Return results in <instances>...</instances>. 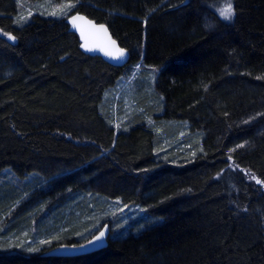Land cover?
Masks as SVG:
<instances>
[{
    "label": "trees",
    "instance_id": "trees-1",
    "mask_svg": "<svg viewBox=\"0 0 264 264\" xmlns=\"http://www.w3.org/2000/svg\"><path fill=\"white\" fill-rule=\"evenodd\" d=\"M55 1L75 7L21 22L0 0V173L16 178L0 190V264H264V0H232L230 20L220 0ZM78 12L108 25L125 66L84 48ZM140 67L155 90L118 129L105 94ZM111 199L143 214L121 224L100 213ZM106 224V248L47 254Z\"/></svg>",
    "mask_w": 264,
    "mask_h": 264
},
{
    "label": "rangeland",
    "instance_id": "rangeland-1",
    "mask_svg": "<svg viewBox=\"0 0 264 264\" xmlns=\"http://www.w3.org/2000/svg\"><path fill=\"white\" fill-rule=\"evenodd\" d=\"M17 1L21 5V10L17 14V18L20 19L21 22H27L31 20V16L34 13L46 14L49 16H57V17L64 16L62 14H59V12H57L56 15H53L52 13L58 10L61 6L70 3L66 1L56 2L55 0H39L35 2L30 1V0H17ZM225 3H226V0H220L215 5V9L217 10L218 13H219V9L225 6ZM71 10H73V8L70 9L67 12V14H69ZM21 17H24V19H21ZM0 34H3L1 29H0ZM134 73H135L134 76H132L131 78H127V77L120 78L118 82L116 83V85L112 87L110 91L108 90L105 94L106 98L112 99V103L114 105L115 125L118 127V129L120 128L119 126L123 125V123L127 124V121H129V117L132 115L133 111L137 109V93L142 92L140 90H145L148 94L152 95L155 90V79H156V74H157L156 69L150 67V68H146L142 70V68L140 67V68H136ZM140 74H145V76L139 79L141 83L140 81L139 83H137L136 80H138L137 77ZM150 102L151 103L154 102L153 104L158 106L161 104V99L158 97L156 98L152 97L150 99ZM187 131H188L187 127H183V129L179 131V134H178L179 138L182 139L184 137V134H187ZM187 146H188L187 144H184V143L181 144L182 148H187ZM15 180L16 178L14 174H9V173L4 174V172L0 173V190L2 191L5 187L8 186V184H10V182H13ZM101 202L105 206L103 207L104 209L100 213L105 216H112L111 214H113L115 211H119V214L120 213L121 214L118 220L121 222V224L131 221L137 218L138 216H141V214H143V212L137 207L127 205L120 199H111V200H106V201L104 200ZM6 218H9V216H7ZM39 219L40 218L38 217L32 229L28 227L24 229L22 228L20 229L21 231L20 234H17V235L11 234L9 236L11 240L9 242L12 248L14 246L13 242L15 240H23V239L26 240L28 238L27 239L28 242H34V239L32 236L37 234L36 230L39 228L38 226H41V224L38 223ZM8 225L9 223H4L1 231L7 232L6 229ZM1 237H4V236H1ZM45 241H46L45 239H40L39 242L43 243ZM37 247L35 248L38 249Z\"/></svg>",
    "mask_w": 264,
    "mask_h": 264
},
{
    "label": "water",
    "instance_id": "water-1",
    "mask_svg": "<svg viewBox=\"0 0 264 264\" xmlns=\"http://www.w3.org/2000/svg\"><path fill=\"white\" fill-rule=\"evenodd\" d=\"M73 16H80L83 17L84 19L78 20L76 22V26H74L73 23L71 22V18ZM68 22L70 23L71 28L80 35L83 41V45L87 44L88 49H91L88 50L84 47L86 50L94 54H99L111 64L120 67L125 66L129 62V58H130L129 51L123 48L118 43V41L113 37L107 24L97 22L96 20L90 18L88 15L80 12L71 15L68 18ZM100 25H103L107 29V32L99 31L98 29ZM111 41H115L116 46L118 48L125 50L126 55L123 58L113 59V57L106 54L107 51H113ZM101 231L105 233V236L99 242L94 241V237L99 236ZM109 236H110V227L109 224H106L103 226L102 229H100L87 241L77 244H69V243L59 244L57 246L50 248L47 251V254L50 256H77V255L89 254L106 248L109 242V238H110ZM89 241H94V242L92 244H89L88 243Z\"/></svg>",
    "mask_w": 264,
    "mask_h": 264
},
{
    "label": "snow or ice",
    "instance_id": "snow-or-ice-1",
    "mask_svg": "<svg viewBox=\"0 0 264 264\" xmlns=\"http://www.w3.org/2000/svg\"><path fill=\"white\" fill-rule=\"evenodd\" d=\"M74 7H75L74 4L69 3V4L61 6L58 10L54 11L52 14L56 15L57 12H59V14L66 15L67 12L70 9L74 8ZM219 14H220L221 17H223L226 20H230L234 16V8H233L232 0H226L225 6L223 8H221V9H219ZM21 19H24V17H21ZM83 19L84 18L80 17V16H73L71 18V22L73 23L74 26H76V22L78 20H83ZM98 30L99 31H103V32H107V29L103 25H100ZM10 39L14 40L15 37H10ZM111 45H112L113 51H107L106 52L107 55L113 57V59H120V58H123L126 55L125 50L121 49V48H118L116 46V42L115 41H111ZM83 46L86 49H88L87 44H85ZM88 50H91V49H88ZM257 182L258 183H262L261 181H257ZM104 236H105V233L103 231H101L99 236L94 237V241L99 242V241L102 240V238ZM94 241H89L88 243L92 244ZM81 247H83V246H81Z\"/></svg>",
    "mask_w": 264,
    "mask_h": 264
},
{
    "label": "bare ground",
    "instance_id": "bare-ground-1",
    "mask_svg": "<svg viewBox=\"0 0 264 264\" xmlns=\"http://www.w3.org/2000/svg\"><path fill=\"white\" fill-rule=\"evenodd\" d=\"M83 14H85V13H83ZM72 15H73V14H72ZM70 16H71V15H70ZM70 16H69V17H70Z\"/></svg>",
    "mask_w": 264,
    "mask_h": 264
}]
</instances>
